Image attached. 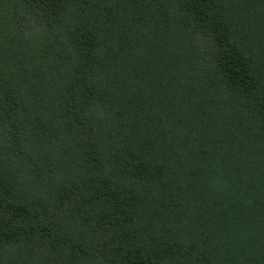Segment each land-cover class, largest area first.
<instances>
[{
  "label": "trees",
  "instance_id": "trees-1",
  "mask_svg": "<svg viewBox=\"0 0 264 264\" xmlns=\"http://www.w3.org/2000/svg\"><path fill=\"white\" fill-rule=\"evenodd\" d=\"M0 264H264V0H0Z\"/></svg>",
  "mask_w": 264,
  "mask_h": 264
}]
</instances>
